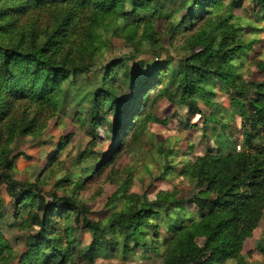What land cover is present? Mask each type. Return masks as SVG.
<instances>
[{"label":"trees","instance_id":"obj_1","mask_svg":"<svg viewBox=\"0 0 264 264\" xmlns=\"http://www.w3.org/2000/svg\"><path fill=\"white\" fill-rule=\"evenodd\" d=\"M242 1L0 0V185L14 206V219L37 230L21 252L12 251L0 231V264H71L76 257L86 262L113 257L126 261L136 253L160 257L161 264H251L241 251L264 218V81L253 83L252 97L241 81L242 61L255 44L245 40L244 29L233 22L232 12ZM256 6L258 22H263L264 0H256ZM110 21L130 43L173 47L184 37L181 65L175 70L163 61L144 72L141 65L129 68L121 58L95 72L96 86L80 89L75 77L97 66L104 46L99 29ZM255 64L264 68V63ZM217 80L226 92L233 91L230 100L242 123V150L232 146L227 125H222V133L211 127L217 148L180 172L191 187L187 193L174 188L149 201L127 194L126 183L115 197L122 201L121 209L101 229L74 197L51 193L47 201L39 181L14 178L15 160L23 154L14 155L12 144L20 137H40L69 97L77 100V107L88 99V109L76 112L78 122L90 131L108 124L118 149L129 130L134 141L145 134L151 120V87L163 82L156 99L177 104L187 99L195 109V97L212 106L210 89ZM215 113L206 123L217 121ZM108 115L115 117V124H109ZM66 143L57 145L48 168ZM93 148L79 152L70 177L58 180L56 189L81 190L114 157L111 150L104 159L96 158ZM71 214L76 227L62 226ZM79 224L91 237L81 251L76 250ZM256 249L264 264L262 240Z\"/></svg>","mask_w":264,"mask_h":264},{"label":"rangeland","instance_id":"obj_2","mask_svg":"<svg viewBox=\"0 0 264 264\" xmlns=\"http://www.w3.org/2000/svg\"><path fill=\"white\" fill-rule=\"evenodd\" d=\"M230 1L224 0L226 5ZM258 11L256 0H243L241 7L232 12L233 22L244 29L242 37L248 42L255 43L247 59L242 61L241 67V81L245 85L244 90L249 97H252L255 91L253 83L264 81V68L260 69L255 64L256 62L264 63V21L258 22V17H260ZM207 20L200 26L207 23ZM250 25L256 28H250ZM99 33L104 46L97 54V66L89 73L75 77L82 90L87 91L97 85L95 72L102 65L110 64L121 58L126 59L129 68H134L136 64L141 65L144 72L152 70L163 61L168 62L171 69L175 70L182 63L179 47L182 46L184 37L183 39L178 38L172 44L173 47L169 43L151 47L143 45L144 43L141 45L130 43L125 35L117 29V25L111 21L105 27H101ZM163 85L162 82L151 87L150 91L148 89L152 105L148 106L151 120L145 126V134L138 141H134L132 129L129 130L128 135L123 136L122 144L118 149L115 148V140L108 131V124L101 129L90 131L89 127L78 122L76 112L88 109V99L77 107V100H72L69 97L61 112L50 121L40 137H20L12 144L14 155L23 154L15 160L14 178L20 182L39 181L47 201H51V193H56L59 197L65 195L74 197L77 204L87 211L86 217L91 222L98 223L101 229L109 225L110 215L121 209L123 203L115 197L118 196L120 193L118 191L126 183L129 186L127 194L144 196L149 201H153L159 192L172 191L174 188L187 193L191 187L188 180L180 176V172L196 158L207 154L209 149L217 148V139L211 135V127L215 129L218 127V133L228 131L232 146L236 147V151H241L242 123L236 110L232 108L230 95L233 91L226 92L218 80L216 86L210 89L209 98L212 106L205 99L195 97L193 98L195 109H191L187 105V99L183 100L181 104L172 103L166 98L156 99V95ZM212 111H216L217 121L206 123V119ZM108 118L109 124H115L113 115H108ZM222 125L228 127L223 130ZM62 139L67 141L64 151L53 162L52 168H48L49 159L54 156V150L63 141ZM88 147H94L96 158L101 160L105 158L104 154L111 150L114 151V157L100 173L94 172L81 190L68 188L64 192L61 189H56V182L70 177L79 152ZM104 165L105 163H102L100 168ZM168 165L170 170L167 169ZM77 180L82 182L83 177L81 176ZM14 212V206L11 205L6 187L0 185V231L9 243L11 250L21 252L25 251V246L29 243L28 237L37 230L33 227L28 230L23 223H18L14 219ZM187 216L188 214H186ZM73 217L74 215L71 214L70 220H67L62 226L76 227ZM80 225H77L78 232L76 233L77 251L83 250L91 243L89 233L81 230ZM260 240L264 243V218L252 232L251 237L245 241L241 251V257L251 264L263 263L262 254L256 249V243ZM13 264H17V262L15 261ZM71 264H161V259L160 257H142L140 253H136L126 261L113 257L86 262L76 257ZM225 264H237V262L230 260Z\"/></svg>","mask_w":264,"mask_h":264}]
</instances>
